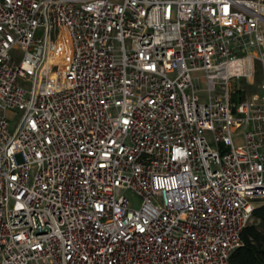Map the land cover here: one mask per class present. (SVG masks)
<instances>
[{
	"label": "built area",
	"instance_id": "obj_1",
	"mask_svg": "<svg viewBox=\"0 0 264 264\" xmlns=\"http://www.w3.org/2000/svg\"><path fill=\"white\" fill-rule=\"evenodd\" d=\"M261 200L264 0H0V264H232Z\"/></svg>",
	"mask_w": 264,
	"mask_h": 264
},
{
	"label": "trees",
	"instance_id": "obj_2",
	"mask_svg": "<svg viewBox=\"0 0 264 264\" xmlns=\"http://www.w3.org/2000/svg\"><path fill=\"white\" fill-rule=\"evenodd\" d=\"M257 77L261 81L259 65ZM252 219L242 231L243 243L233 252L232 264H264V203L254 209Z\"/></svg>",
	"mask_w": 264,
	"mask_h": 264
},
{
	"label": "rangeland",
	"instance_id": "obj_3",
	"mask_svg": "<svg viewBox=\"0 0 264 264\" xmlns=\"http://www.w3.org/2000/svg\"><path fill=\"white\" fill-rule=\"evenodd\" d=\"M14 55H15V62L18 61V58L20 57V55L17 53L16 50L13 51ZM260 83L259 77H256L255 80L252 83H248L246 82L245 79H233L232 80V86L236 89H243L246 88V94H250L253 91H259L258 89V85ZM21 84L25 87H30V84L24 81H21ZM202 89H205L206 84L202 83L200 86ZM200 95L204 96V92L200 93ZM237 100H240V95L236 96ZM7 116L9 118V121L11 123V130L14 129V127L17 125L18 119L20 117V111L18 109H8L6 111ZM208 139L210 141L211 144H213V140H212V136L209 133L208 134ZM35 173V167H33L32 169V176ZM126 196L128 197V199L130 200V203L133 207L137 208L140 206L141 204V198L139 196H137L136 194H133L131 191H128L126 193ZM262 203H264V200H261L258 202V205H261ZM253 221H255L254 219H252L250 222L252 223Z\"/></svg>",
	"mask_w": 264,
	"mask_h": 264
}]
</instances>
